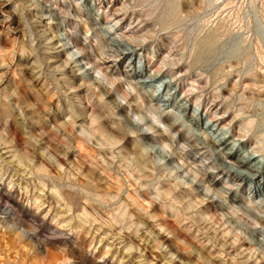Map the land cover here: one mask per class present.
I'll return each mask as SVG.
<instances>
[{"label": "rangeland", "instance_id": "1", "mask_svg": "<svg viewBox=\"0 0 264 264\" xmlns=\"http://www.w3.org/2000/svg\"><path fill=\"white\" fill-rule=\"evenodd\" d=\"M0 264H264V0H0Z\"/></svg>", "mask_w": 264, "mask_h": 264}, {"label": "bare ground", "instance_id": "2", "mask_svg": "<svg viewBox=\"0 0 264 264\" xmlns=\"http://www.w3.org/2000/svg\"><path fill=\"white\" fill-rule=\"evenodd\" d=\"M46 30V29H45ZM44 31V30H43ZM55 39H57V40H55ZM59 39L60 38H56V37H50L49 38V42H51V41H53L54 40V42H51V43H49V44H51V45H53V44H57L59 47H61V48H63V49H67L68 48V46H67V43L66 42H62V40L60 39V41H59ZM55 46V45H54ZM62 51H64V50H62ZM69 53V52H68ZM75 55H76V53H74V52H72L71 54H69L68 55V57H66V59H65V57H64V59L66 60V62L68 61V60H75ZM59 58V57H58ZM61 59V58H60ZM69 62V61H68ZM75 62V61H74ZM77 62V61H76ZM87 71V70H86ZM213 141V140H212ZM215 144L216 145H220V147L222 146V147H227L228 145H229V143H226V139L222 136V137H220L218 140H215ZM234 145H236V144H233V146H231L230 147V150L229 151H226L225 152V154H226V158L227 159H229V160H232V162H227L226 163V166L227 167H229L230 168V170L231 171H234V172H236V173H238V175H240L241 177H245V175H246V172H244V168H242V169H240L241 167H244V166H248V167H246V168H249V166H250V168H256L258 165H259V161L257 162V161H255V157L254 156H252L251 154H248V153H246V154H244L243 156H241V157H238L237 156V158L234 156V153L232 152V149L234 148ZM214 148H216V147H214ZM228 148V147H227ZM221 151V150H220ZM223 153V152H222ZM237 154V153H236ZM220 155H222V154H220ZM224 155V154H223ZM220 157H222V156H220ZM236 158V159H235ZM221 160H225L224 159V157H223V159L221 158ZM234 160V161H233ZM223 162V161H222ZM225 162V161H224ZM255 162H257V163H255ZM251 163V164H250ZM253 163H255L254 165H253ZM223 166V165H222ZM225 167V166H224ZM226 168V167H225ZM248 170V169H247ZM250 170V169H249ZM231 173V172H230ZM249 174V173H248ZM249 175H251V174H249Z\"/></svg>", "mask_w": 264, "mask_h": 264}]
</instances>
